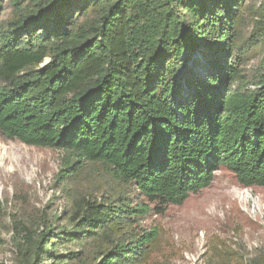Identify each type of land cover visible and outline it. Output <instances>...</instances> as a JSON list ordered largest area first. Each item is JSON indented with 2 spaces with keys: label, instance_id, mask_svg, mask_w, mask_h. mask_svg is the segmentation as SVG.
Listing matches in <instances>:
<instances>
[{
  "label": "trees",
  "instance_id": "16d2710c",
  "mask_svg": "<svg viewBox=\"0 0 264 264\" xmlns=\"http://www.w3.org/2000/svg\"><path fill=\"white\" fill-rule=\"evenodd\" d=\"M250 10V0H0V136L63 151V190L85 168L98 180L55 223L17 199L15 264H145L160 236L140 223L153 210L182 206L222 167L264 188V74L250 89L231 61ZM257 16L264 46V5Z\"/></svg>",
  "mask_w": 264,
  "mask_h": 264
},
{
  "label": "rangeland",
  "instance_id": "374dc122",
  "mask_svg": "<svg viewBox=\"0 0 264 264\" xmlns=\"http://www.w3.org/2000/svg\"><path fill=\"white\" fill-rule=\"evenodd\" d=\"M263 5L264 0H250L251 10L240 26L239 50L231 60L250 89L251 81L264 74L263 40L255 28ZM198 59L196 52L193 60ZM187 61L178 80L193 67L194 62ZM65 157L61 150L29 147L0 136V264L16 262L11 215L19 205L17 199L28 203L31 216L55 223L68 212L70 201L94 189L93 167L78 172L66 190L61 189L59 173ZM140 227L155 228L160 236L145 264H251L264 259V188H242L222 167L209 187L190 195L182 206H168L162 214L153 210Z\"/></svg>",
  "mask_w": 264,
  "mask_h": 264
}]
</instances>
